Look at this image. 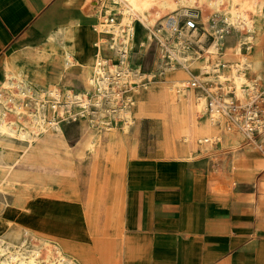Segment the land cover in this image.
I'll list each match as a JSON object with an SVG mask.
<instances>
[{
    "label": "crops",
    "instance_id": "crops-1",
    "mask_svg": "<svg viewBox=\"0 0 264 264\" xmlns=\"http://www.w3.org/2000/svg\"><path fill=\"white\" fill-rule=\"evenodd\" d=\"M115 5L114 0H0V87L7 61L40 67L30 54L50 36L60 35L72 47L76 28L92 29ZM92 34L87 46L93 50L96 38H106ZM263 39L264 19L258 40ZM108 49L102 44L104 57L111 56ZM256 51L263 77L264 50ZM189 75L193 72L169 70L163 74L167 85L157 95L153 86L136 96L134 133L136 121L156 107L163 153L170 158L137 156L134 136L124 129L117 136L105 135L102 158L122 174L117 191L103 198L80 194L75 200L67 194L30 197L27 209L10 208L23 212L3 222L0 235L16 238L26 232L31 239L50 240L77 264H264V133L257 137L261 148L254 149L219 123L190 132L183 110L174 127L169 85ZM214 135L218 138L208 140ZM97 147L86 151L95 157ZM13 220L16 228L10 229Z\"/></svg>",
    "mask_w": 264,
    "mask_h": 264
},
{
    "label": "bare ground",
    "instance_id": "bare-ground-1",
    "mask_svg": "<svg viewBox=\"0 0 264 264\" xmlns=\"http://www.w3.org/2000/svg\"><path fill=\"white\" fill-rule=\"evenodd\" d=\"M114 2L118 6L116 5L114 8L110 7L106 9V14L104 13L103 16L99 17L98 23L102 25V29L109 30L114 35H117L111 41L109 49L112 50V56L119 60V64H111L109 58L102 55V43L98 40L95 41L97 46L96 55L87 59L85 45L88 37L87 30L81 32L77 28L74 32V46L70 47L63 44L60 35H52L40 48L31 52V60L35 64L40 65V67L36 66L32 68L24 63H15L10 60L6 62L4 66V81L0 87L1 193L4 191L5 186L10 183L12 184L16 180L27 150V145L22 146L20 153L10 155L9 151L13 139L18 138L21 142L26 141L29 145L42 136L48 138L50 135H60L61 129L57 119L54 117L50 120L47 119L48 105L45 102L46 97L51 99L50 106L55 112L59 101L65 99L69 106L84 103L81 105L84 106L81 111L83 113L89 111L86 106L87 100L81 99L78 94L73 95L72 91L69 90L70 87L78 88L79 85H88L93 91L97 92L94 100L90 101L95 110L91 112L92 121L90 123L99 120L107 130L102 132L99 129L96 132V137H92L83 142L85 151H90L92 147L99 144L100 140H103L105 135L117 136L118 133L114 132L112 126L107 125L109 120L113 121L121 118L124 121L129 120L130 123L134 124V109L132 107L121 109L115 105V99L117 97L116 87H122L126 82L138 84L143 78H147L148 82H151L156 76V73L166 74L169 70L175 68L183 69L188 73L194 69H198L200 72L199 76H201L204 73V66L207 62L212 61L213 64L221 63L223 67L231 68L229 75H218L217 77L222 80H232L233 87L238 92L243 89V84L249 88H255L260 83L259 81L262 78L261 70H258L260 52L252 53L248 51L250 50L249 45L245 44L243 47L242 44L238 43L232 52L225 53L224 55L223 48L221 52L216 50L217 40L211 43L206 49L209 55L204 54V60L193 58L190 55L186 56L178 52L176 55L184 61L185 68L175 66L169 68L164 65L165 60L163 57L166 52L165 48L167 46L174 47L175 43L173 41L167 43L164 37L159 36L158 41L164 46H159L161 54L157 58L159 70H157L158 72L147 71L146 73H142L141 68L132 67L134 61L141 60V51L133 50L136 46L134 43L133 23L139 20L144 27H148L151 21L147 18L144 19L141 15L142 9H151V12L156 17H159L156 19L165 18L164 22L167 27L165 31H167L166 33L168 35H172V31L175 30L178 14L183 15L188 11L197 12L199 21L202 23H208V19L213 10L221 13L222 19L226 22L227 27L238 26L241 18L242 23L246 25L247 22L244 18L250 14H254L257 22L261 23L264 19V0H114ZM107 14L113 16L119 15L118 20L109 22V15ZM211 20L214 19L212 18ZM216 23H210V25L214 26L213 29L220 25V22ZM123 26H126L127 29H124ZM109 27L114 28V30H111ZM226 28L222 27L225 31L223 42L226 38ZM105 30L100 33H110ZM124 30L127 35L122 34ZM246 37L249 39L250 35ZM240 39H243V36H240ZM151 44L152 35L148 34L146 40L141 41L139 46L148 47ZM242 47L246 52L242 53ZM121 52H123L122 58L120 57ZM169 58L173 60L172 55H169ZM54 62L60 65V70L53 75L51 74L50 68ZM74 69H77L76 73H74ZM247 69L255 74V77L249 81H247L248 79L246 77ZM181 81L187 80H176L169 85V94L172 98V102L169 105V113L174 127L175 123L181 122L179 117L181 110H183L187 113L186 122L190 132L192 130L199 132L201 126L208 122L219 123L220 126H224L226 130L231 131L227 128L223 116L211 118L210 116L204 115L199 120L198 115L201 112L204 113L205 110L199 105H195L192 89L185 87L183 88V94L177 95L175 92L173 93L175 88L172 89L171 86L175 85V82L179 83ZM83 93L85 94L86 91ZM136 104L138 103L136 102ZM107 119L108 121H106ZM215 138L218 137L216 135L210 136L208 140H214ZM186 140L189 139L187 138ZM17 238H14L9 233L0 235V257L5 255L0 261L2 264H77L74 259L68 258L60 246L53 256L55 262L51 261L49 259V251H52L54 246L50 240H42V245L49 248L45 250L46 255H44L43 251L39 250V248L30 249L27 246L28 244L25 238L16 241ZM54 245L57 246L56 244ZM9 250H12V252L7 253Z\"/></svg>",
    "mask_w": 264,
    "mask_h": 264
},
{
    "label": "rangeland",
    "instance_id": "rangeland-1",
    "mask_svg": "<svg viewBox=\"0 0 264 264\" xmlns=\"http://www.w3.org/2000/svg\"><path fill=\"white\" fill-rule=\"evenodd\" d=\"M118 6V5H117ZM116 7V5H115ZM180 10V9H179ZM182 10V9H181ZM151 9H142L141 15L144 19H148L151 22L148 24V27H144L139 20L134 21L133 23V35H134V43L136 46L134 47V51H141V60H136L133 62L132 67L141 68L142 73H146L149 69L150 71H154V66L152 60L155 56V48L156 50L159 48L160 44L158 42V37L160 35H165V29L167 28L165 25V18L156 19L154 13L151 12ZM106 14V13H105ZM109 15V14H107ZM177 22L181 20L182 15L178 14ZM119 15L113 16L114 21H117ZM245 16V15H244ZM218 19L220 25L218 27H227L226 22L223 21L221 13L213 10L208 19V23L204 22L206 29L211 31L213 29V25H210L211 19ZM155 20V21H154ZM244 20L247 24L242 23V18L238 22V26H229L226 28V38L222 44L224 55L225 53L232 52L237 44H242L243 47L245 44L250 46V50L252 53L259 52L257 49L264 50V39L262 42H259L258 38L261 35V30L263 27V21L261 23L257 22L254 14H250ZM181 22V21H180ZM141 24V25H140ZM177 24V23H176ZM102 25L96 22V24L91 28L87 29V40L91 37L92 32L94 31L96 34H100L101 31L105 30L101 28ZM162 27V28H161ZM164 27V28H163ZM111 30H114V28ZM106 28V29H109ZM124 29H127L126 26H123ZM175 29V28H174ZM173 29V30H174ZM158 30H160L158 32ZM107 32L112 33L109 30H105ZM165 31V32H164ZM173 32V31H172ZM156 33V34H154ZM113 34V33H112ZM123 35H127L125 30L122 32ZM152 35V44L150 47L139 46L141 41L146 40L147 35ZM167 34V33H166ZM116 35V34H115ZM115 35H107L103 34L102 37H105L106 40L102 38H96L94 40L93 46L94 49H89L86 45V58L90 59L96 55L97 46L95 41L98 40L102 44L107 45L108 48L111 44V37H115ZM250 35L248 39L246 36ZM117 36V35H116ZM240 36H243V39H240ZM246 37V38H244ZM249 43V44H248ZM242 47V53L246 52ZM111 52V56L108 53L105 57L109 58V62L111 64H119V60L112 56V50L108 49ZM204 54H207L205 52ZM203 54V55H204ZM158 56V52L156 53ZM203 55L197 53L196 56H192L197 59H205ZM209 55V54H207ZM161 56V54H159ZM212 62V61H210ZM140 63V65H139ZM221 70L219 75H229L231 68ZM263 69H264V59H263ZM60 70V65L58 63H53L50 68L51 74H56ZM197 70V71H195ZM77 69H74V73H76ZM144 71V72H143ZM193 72L192 76H188V78L184 79L187 81L175 82V85L171 86L172 89L175 88L173 93L175 94H183V88L190 87L194 88L195 95L194 103L196 106H200L204 110V93L201 88L193 87L190 81V78L195 76L199 83L201 82H221L226 87L233 86L232 80H222L218 77L215 78L216 75L208 74L204 75L202 73L201 76L198 69L192 70L189 74ZM201 77V78H199ZM247 81L253 79L255 77L254 73L246 74ZM221 80V81H220ZM225 82V83H224ZM258 85H264V71L263 77L259 81ZM145 85V86H144ZM154 85L153 93L158 94L166 87V82L164 81L163 74L156 73V76L152 79L151 82H148L147 78H143L140 83L126 82L122 87H116V99L115 105L121 109L126 107H132V109L137 106L136 99L137 95H141L145 93L151 86ZM201 85V84H200ZM202 86V85H201ZM182 87V88H181ZM207 87H210V84H207ZM137 88V89H134ZM72 94H78L81 99L87 100L86 106L89 111H85L81 113L83 110L81 106L84 103L77 105H70L65 99L59 101L58 107L56 108V112L51 108V99L46 97L47 105H48V115L47 119H52L53 117L57 119V122L60 125V135H50L48 138H38L34 140L31 144H27L26 141L21 142L18 138L13 139L11 144V149L9 154H17L20 153V148L22 146L27 145V150L24 155V159L19 170V174L16 177V180L5 186L4 193L0 192V232L2 233L5 230L6 220L11 219L13 216L17 217V215L23 211L18 212L17 210L13 212L11 211V207L14 204H18L19 208L22 210L27 209L25 202L30 198H48V199H60L62 195L67 194L70 198L75 200L77 197L80 198V194H84L85 196H94L97 195L98 198H103L110 191H117L120 183V178L122 174H119L117 170H115L113 166H107L106 162H104L102 158V151L104 149V140H100L97 151L99 154L97 156H93L92 153L85 151L83 148V142L90 138H94L97 135V131L104 132L107 130L104 128V124L100 123L99 120H92L91 112H94V108L91 105L92 100L96 96L95 91H93L88 85H79L78 88L70 87ZM86 91L84 94L83 92ZM137 92V93H136ZM203 94V95H202ZM133 100V102H132ZM130 104H129V103ZM26 109V108H25ZM148 114L144 116L142 119L136 121L137 131L134 133L133 123H130L129 120H122L121 118H117L113 121H106L107 125L112 126L115 133H118L120 130H124L131 136H134V140L136 141V145L138 147L137 156H162L163 158H170L168 155L163 153V133L162 129L159 127L158 123L155 120L157 108L149 107L147 110ZM53 113V114H52ZM205 113V112H204ZM203 112L198 115V119L201 120L204 115ZM84 116V117H83ZM135 114L133 115V117ZM208 116V115H207ZM88 117V118H87ZM90 117V118H89ZM110 128V127H109ZM108 133V131H106ZM239 136L242 135L238 132ZM64 149L66 153H62L61 149ZM82 156V157H78ZM197 157V156H195ZM128 160V159H127ZM218 160V159H217ZM66 162L70 165H64ZM2 176V171H0V178ZM14 187H13V186ZM78 195V196H77ZM90 198V197H89ZM92 201V200H89ZM3 202V203H2ZM99 202V201H98ZM8 203V204H7ZM5 205V206H4ZM25 205V206H24ZM18 212V213H17ZM2 217V218H1ZM5 219V221H4ZM21 219V217H20ZM2 222V223H1ZM5 222V223H3ZM10 229L16 228V224L14 221H10L9 224ZM26 234V235H25ZM20 237H16L17 240L26 239L27 246L31 248H39V250L43 251V254L46 255L45 250L49 249L47 246L42 245V240L31 239L27 237V233ZM53 242V249L49 251V259L53 262V256L59 249V245L55 246ZM13 250V249H12ZM12 250L7 251V253L12 252ZM64 251V250H63ZM6 253V254H7ZM5 257V255L0 257V261ZM0 264H2L0 262Z\"/></svg>",
    "mask_w": 264,
    "mask_h": 264
},
{
    "label": "built area",
    "instance_id": "built-area-1",
    "mask_svg": "<svg viewBox=\"0 0 264 264\" xmlns=\"http://www.w3.org/2000/svg\"><path fill=\"white\" fill-rule=\"evenodd\" d=\"M113 20V15H109L108 21L112 22ZM180 21L177 22L172 35L166 34L165 31L164 36L160 35L165 38V42L173 41L175 43L174 47L167 46L165 48L166 52L163 57L165 66L185 68L184 61L176 53L181 52L186 56H196L197 53L203 55L215 40L218 41L215 46L216 50L221 52L225 35L222 27L216 26L211 31L207 30L205 24L199 21L197 12L188 11L184 13ZM216 22L219 23V20L214 19L210 23ZM101 34L114 35L106 32ZM113 40L114 37H111L110 41ZM158 42L162 46V43ZM169 55H172L173 60H170ZM120 57H123V52L120 53ZM222 69L221 63L213 64L209 61L204 66L203 71L206 75H219ZM190 81L193 87L203 90L204 110L208 116L211 118L223 116L229 130L239 132L245 143L251 148H261V142L257 137L264 133V85L249 88L243 84V89L238 92L233 86L228 88L221 82L205 81L199 83L195 76L191 77ZM208 83L210 87H207Z\"/></svg>",
    "mask_w": 264,
    "mask_h": 264
}]
</instances>
